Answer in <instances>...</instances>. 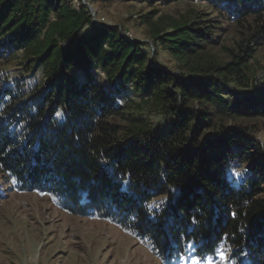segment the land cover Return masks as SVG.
I'll return each mask as SVG.
<instances>
[{"label":"trees","instance_id":"1","mask_svg":"<svg viewBox=\"0 0 264 264\" xmlns=\"http://www.w3.org/2000/svg\"><path fill=\"white\" fill-rule=\"evenodd\" d=\"M91 1H132L145 39L71 0H0V199L46 195L166 262L264 264V0Z\"/></svg>","mask_w":264,"mask_h":264},{"label":"rangeland","instance_id":"2","mask_svg":"<svg viewBox=\"0 0 264 264\" xmlns=\"http://www.w3.org/2000/svg\"><path fill=\"white\" fill-rule=\"evenodd\" d=\"M71 1L77 5L76 0ZM132 4L90 7L98 22H124L126 32L143 40L140 26L131 17ZM168 60L159 57L160 63ZM256 62L264 65V48L257 53ZM262 74L264 68L259 76ZM152 121L159 125L158 117L153 116ZM228 260V254L218 250L201 259L190 254L162 261L128 231L107 221L64 213L46 195L7 191L0 199V264H229Z\"/></svg>","mask_w":264,"mask_h":264},{"label":"built area","instance_id":"3","mask_svg":"<svg viewBox=\"0 0 264 264\" xmlns=\"http://www.w3.org/2000/svg\"><path fill=\"white\" fill-rule=\"evenodd\" d=\"M76 2H77V5H75V6H78L80 3H82V4H85V5H87L88 6V8H89V10L90 11H92V7H90V2H86V0H76ZM96 20V19H95ZM96 23H98L99 24V22L96 20ZM125 37L127 38V39H130V40H133V39H135L133 36H132V34L130 33V32H126L125 33Z\"/></svg>","mask_w":264,"mask_h":264}]
</instances>
